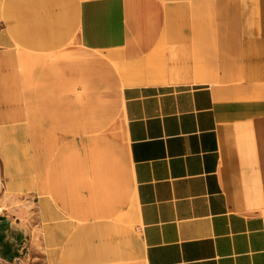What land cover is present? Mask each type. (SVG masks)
Segmentation results:
<instances>
[{
    "label": "crops",
    "instance_id": "1",
    "mask_svg": "<svg viewBox=\"0 0 264 264\" xmlns=\"http://www.w3.org/2000/svg\"><path fill=\"white\" fill-rule=\"evenodd\" d=\"M31 1L51 37L0 34V127L26 126V149L0 130V264H264V0ZM73 41L126 51L92 137Z\"/></svg>",
    "mask_w": 264,
    "mask_h": 264
},
{
    "label": "rangeland",
    "instance_id": "2",
    "mask_svg": "<svg viewBox=\"0 0 264 264\" xmlns=\"http://www.w3.org/2000/svg\"><path fill=\"white\" fill-rule=\"evenodd\" d=\"M40 1L41 0H36V4ZM74 1L78 2L80 0ZM33 3L34 2L31 0H0V34L7 32L12 39L15 38L16 48L25 47L24 41H26L27 35L29 34H37V36H40L39 34L45 33L47 37H51V29L43 21V19L48 16L49 12L47 13L39 7L33 14L31 12ZM70 3L73 2L70 1ZM68 7L72 8V4ZM38 16L41 18V22L34 21V18ZM29 18H31V20ZM35 23H37V26H35ZM12 26H14V28ZM42 46L46 45L42 44ZM67 47L71 50L69 48L65 50L71 51L73 57L79 58L83 64V71L81 72L83 83L78 82L77 85L78 89L81 90L80 84H83L84 119L83 123L80 125L83 127L84 136L92 137L93 134L96 135L99 128V132H102L103 126L111 119L110 117H113L115 114L117 118L119 117V91L124 87V84L128 82V75H125L126 70L123 63L126 51L122 48L89 51L81 49L75 41L67 45ZM1 48L2 47H0V49ZM3 49L4 48L1 50ZM76 61L79 60H73L74 63ZM73 76H76L75 73ZM20 77L21 76H19V79ZM33 77L34 75L25 72L24 75H22L23 82L21 85L24 90L8 93L9 96L7 99H19L21 102L28 103L29 96L34 93L33 89L35 88V80ZM80 93H82V91ZM18 126L23 127H21L20 130L13 129L11 124H5L0 127L1 132H3L5 148L12 147L13 143H15L16 147L26 149V140L18 141L12 138L15 132H24L26 134V126L24 127V124L16 125V127ZM1 155L5 157L4 154H0V156ZM3 194L4 192L1 191L0 196ZM19 255L21 261L22 258L25 259V263L24 261L21 263L18 259H12L11 263L31 264V261H38L34 257L35 255L40 256L39 253H34L29 250L28 242L24 250L20 251Z\"/></svg>",
    "mask_w": 264,
    "mask_h": 264
},
{
    "label": "bare ground",
    "instance_id": "3",
    "mask_svg": "<svg viewBox=\"0 0 264 264\" xmlns=\"http://www.w3.org/2000/svg\"><path fill=\"white\" fill-rule=\"evenodd\" d=\"M141 64H139L138 66L135 67V69H133L134 71H132L131 75L129 76L130 80L131 81H134V82H139L143 78V76H145V77L148 78L147 80H149V81H155L157 78L156 77L155 78L154 77H150V76H152L151 75L152 72L150 73V70H152L151 68L156 69L157 65L150 58L149 59H144ZM143 67L146 70L148 69L147 70V73H148L149 76L144 75ZM157 68H159V67H157ZM156 71L157 70H153V72H156ZM172 78L173 77H171V79ZM158 80L159 81H166L167 80V77H162V78H160ZM1 179L2 178H1V173H0V181H2ZM0 212H1V208H0Z\"/></svg>",
    "mask_w": 264,
    "mask_h": 264
},
{
    "label": "built area",
    "instance_id": "4",
    "mask_svg": "<svg viewBox=\"0 0 264 264\" xmlns=\"http://www.w3.org/2000/svg\"><path fill=\"white\" fill-rule=\"evenodd\" d=\"M0 187H1V183H0Z\"/></svg>",
    "mask_w": 264,
    "mask_h": 264
}]
</instances>
